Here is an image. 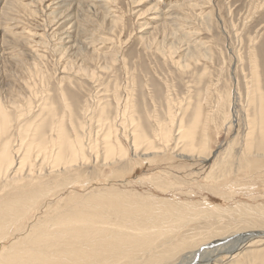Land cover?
Here are the masks:
<instances>
[{"label": "rangeland", "instance_id": "1", "mask_svg": "<svg viewBox=\"0 0 264 264\" xmlns=\"http://www.w3.org/2000/svg\"><path fill=\"white\" fill-rule=\"evenodd\" d=\"M0 28V105L9 118L0 149L8 141L9 155L21 157L23 145L30 148L23 171L39 170L44 193L11 226L0 253L32 225L109 192L173 212L156 226L179 228L178 239L201 235L190 241L195 249L264 231V142L254 124L261 109L264 129V0H0ZM195 119L189 151L176 130ZM59 126L78 152L71 173L46 154L56 151ZM134 133L142 136L138 149ZM34 141L44 142L39 152ZM9 192L3 187L0 198ZM261 239H246L214 264H264ZM183 255L162 264L197 263Z\"/></svg>", "mask_w": 264, "mask_h": 264}, {"label": "bare ground", "instance_id": "2", "mask_svg": "<svg viewBox=\"0 0 264 264\" xmlns=\"http://www.w3.org/2000/svg\"><path fill=\"white\" fill-rule=\"evenodd\" d=\"M0 32H1V30H0ZM195 45H197V44H195ZM188 49H189V47H188ZM192 49H194V48H192ZM185 50L187 51V49H185ZM182 51H183V49H182ZM189 51H191V50H189ZM185 54H186V52H185ZM254 87H255V91H256L257 85L255 84ZM0 101H1V103H2V101L4 103L5 100H0ZM8 103H10V102H7V104ZM47 109L48 108H46V111H47ZM51 112H53V111H51ZM259 113H260V118H257V120H255L254 124L259 126V128H258L259 131L257 130L259 132L258 133L259 135L258 134L257 135L259 136V138L261 140L260 142H264L263 141L264 140V129H263V127H261V125H262V123H261V121H262L261 120L262 119L261 109H259ZM8 120H9V118L7 116V112H6L5 108L0 105V135L2 133H4V130L8 126ZM32 123H33V121H32ZM60 123L61 122H59V124ZM177 123L179 124V122H177ZM9 124H10V121H9ZM180 124H181V122H180ZM190 124L191 125H189V127L184 126L185 127V128H183L184 130L183 129L181 130L179 128L177 129L178 131L176 130V132H179V130H180V132L181 131L184 132L181 134V137L180 136H178V137H179V139H181V138H183L184 140L186 139L185 141H186V145H187L189 151L193 149L192 148L193 147L192 146L193 135L195 134L194 132H195V128L197 125V119H195V121H193V123H190ZM27 125H29V124H27ZM39 125H41V124H39ZM29 127H30V125H29ZM39 127L40 126H38L37 128H39ZM181 127H182V124H181ZM55 128H57V127H55ZM62 128L63 127L59 126L57 129H55V130H57V132H55L57 134V141L55 143L56 148L54 147L56 149V151L55 152L49 151L46 154L51 159V163L54 166V168H57L58 166L61 167V165H63L66 168H68V166H69L72 169V168H74L73 164L75 162V159H76L78 152L75 149V145H73V143L71 141H69L70 139L68 140L65 138L66 135H65L64 130H62ZM186 128H187V130H185ZM27 130H29V129H27ZM32 131H35V130H32ZM169 131H168V133H169ZM172 131H173V129H172ZM39 132H40V130H39ZM105 134H108V133L106 132ZM41 135L43 138L42 133H41ZM164 135H165V133H164ZM172 135H173V133H172ZM36 136H40V135L36 134ZM109 136H110V133H109ZM109 136H107V137H109ZM38 138H40V137H38ZM38 138L36 140H38ZM42 138H40V139H42ZM40 139H39V142L41 141ZM131 139H132L133 144H135V147L138 149L136 144L141 142L142 136L140 134L134 133ZM3 141H4V139H3ZM29 142H31V141H29ZM142 142H143V140H142ZM144 142H145V139H144ZM33 143L35 144L37 142L34 141ZM38 143L35 145L37 148L36 150H38L37 152H39L40 149L42 150L41 145L44 142L42 144H39V145H38ZM109 143H110L109 141L108 142L104 141L105 152L103 154H105L106 159L109 157L111 159V156L112 155L114 156V154H113L114 150ZM181 143H182V140H181ZM250 143H251V141H250ZM252 144H254V143L252 142L251 145ZM2 145H3V147L0 149V189H2L3 187L4 188H10L11 192H9L8 195L11 194L13 196L9 197L11 195H9V196L6 195L5 196L6 199L0 198V244L3 242L4 239H7L8 234H10L12 232L10 230L11 226L12 225L17 226L18 223L22 219L24 220L27 217H29L28 215L32 211L35 210L34 208L37 205H39L40 200L43 197V196L40 197V194L44 195L43 190L38 187V185H40V184L36 183V181H38L37 176L38 175L41 176V174H37V171H39V170H37L36 173H34V171H33V173H31V170H28L27 172L23 171L24 168L27 167L28 164L31 162L30 161V162L26 163V161L28 159L31 160V158H28V157H30L29 156L30 155V148L29 149L24 148V145H23L21 150L24 149V151H25L24 154L23 155L21 154V157L20 156L19 157H16V156L11 157L9 155V152H8V141H5ZM27 145L28 144H26V146ZM254 145H255L254 148H256V150L261 149L259 141L256 142V144H254ZM30 146H31V143H30ZM49 146H50V144H49ZM33 150L34 149H32V152H33ZM251 150H252V147H251ZM16 152L18 153V151L15 150L14 155L16 154ZM196 152H197V150H196ZM22 153H23V151H22ZM42 154L43 153H41L40 156ZM249 154H253L252 151ZM32 155H33V153L31 154V156ZM35 155H37V154L35 153L34 156ZM253 155L256 156V154H253ZM113 156H112V158H113ZM34 161L35 160H33V162ZM41 162H42V160H41ZM25 164H26V166H25ZM65 167H64V169L61 168L60 172H61V170H63V171L67 170ZM75 167H76V165H75ZM45 169H47V168H45ZM50 170L51 169H49V171ZM54 170H56V169H54ZM68 170H70V169L68 168ZM44 171H46V170H44ZM64 173H62V174H64ZM70 173H71V170H70ZM33 174H36V178H34L35 175H33ZM55 174H56V172H55ZM77 175H79V174H77ZM46 177H48V175ZM42 179H43V177H42ZM44 179H45V177H44ZM53 180H54V178H53ZM68 184H70V183H68ZM68 186L69 185H67L66 187H68ZM25 190H27V191H25ZM2 195H4V193ZM51 196H53V195L51 194ZM128 197L123 196V195H118L115 193H110V192L105 193V194H102L101 196H98L95 199H92L93 202L95 203L94 205H90V203L88 202V203L84 204V206H80L81 207V209H79L80 211H77L76 209L74 211L71 210L70 212L65 211L66 213L58 214V215L52 217L51 219H48L46 222H39V223H36L35 225H32L31 227H29L28 231L26 232V235L24 237L22 236L23 238H21L20 240H17L15 243L10 242V244L7 247H4L2 249V251L0 253V264H162L167 260H170V259L172 260V258H174V256L175 257L178 255L181 256L184 253L185 254L182 256L184 259L191 258V259L195 260L197 258L196 264H214L215 258L218 257L219 255H221L222 253H227V254L233 253L234 254L235 252H238L240 250L241 243L244 242L246 239H249V238H252V240L256 239V238L264 239V231H254V232H252V234L257 236V237H250L249 236V237H243L242 238L241 236H237V237H234L232 239V241L229 243L228 240L234 236V235H231L230 237H227L225 239H220V240L214 239V241H212V242L210 241L208 244L206 243V245L202 246V247H205L204 249H201V245L197 246V248L195 249L194 248L195 245L191 246L192 242H190V241L194 242V240H191V239L192 238L195 239V237H197L198 234H197V236L192 237V238H190V237L184 238V237L180 236L181 239H178L179 236L177 237V235H175V234L179 228L176 230V232H174L173 231L174 229L172 230V228L170 229L171 231H169V229L165 230L167 228H165V229L163 228L165 231H163V230L161 231L156 226V223H157L156 221L158 219L159 220L160 219H167L173 215V212L168 211V210L167 211L164 210V212H162L159 209H157L156 206H154L155 203L152 205L151 204L152 202L147 203V202H144L143 200H142V202H139L140 200L137 201L139 198L134 202ZM68 198L70 199V197H68ZM69 199H67V200L69 201ZM152 200H154V199H152ZM73 202H74V200H73ZM66 203H67V201H66ZM68 204L70 205L71 203L69 202ZM42 206L43 205L41 204L40 208ZM168 207H169V205H168ZM43 208H44V206H43ZM210 209H211V207H210ZM192 210H191V212H192ZM201 210H203V209H201ZM213 210H215V209H213ZM219 210H218V212H219ZM87 211H91V212H87ZM195 211L197 212L196 209H195ZM198 211H199V209H198ZM204 211H206L205 208H204ZM215 211H217V208ZM227 212H229V211H227ZM236 212H237V210H236ZM184 213H185V211H184ZM212 213H213V211H212ZM222 213H220V214L222 215ZM229 213L231 214V210ZM240 213H239V215H241ZM194 214H195V212H194ZM214 214L217 215V213H214ZM220 214H218L217 217L221 216ZM175 215H176V213H175ZM179 215H182V214H179ZM198 215H200V214H198ZM243 215L244 214H242V216ZM250 215H252V214L250 213ZM253 215H255V214H253ZM226 216H228V215H226ZM180 218L181 217H179V219ZM183 218L186 219V217H184V216H183ZM188 218H189V216H188ZM211 218H212V215H211ZM207 219L205 218V219H198V220H207ZM163 221H165V220H163ZM168 221H170V219ZM160 222L162 223V221H160ZM160 222H158V223H160ZM188 222H189V220H188ZM170 224H168V226ZM181 224H182V220H181ZM187 224L188 223H186L185 225H187ZM185 225H183V226H185ZM173 226H175V224ZM209 227H211V225ZM181 229L183 230L184 228H181ZM199 229H201L200 231H202V232L208 230V229H206L203 231L202 230L203 227H201ZM14 231H13V234H14ZM184 231L185 230H183L182 232H184ZM187 231H190V230H187ZM187 231H185V233ZM192 231H193V229H192ZM195 231H197V230H195ZM180 232H179V235H181ZM190 232H187V233H189V235L186 233L187 236H191ZM206 232L208 233V231H206ZM218 233H219V231H218ZM204 234H206V233H204ZM192 235H193V233H192ZM195 235H196V233H195ZM12 236H14V235H12ZM182 236H184V234ZM200 236H198V237H200ZM203 236H205V235H203ZM260 236H262V237H260ZM210 238H212V237H210ZM17 239H19V237ZM203 239L206 240L204 237H203ZM196 242H197V240H196ZM259 242H261V241H259ZM253 244H255V243H253ZM188 245L193 247L192 251H188V252L186 251V249H187L186 247H188ZM188 255H189V257H188ZM237 256L238 255L236 254V258H237Z\"/></svg>", "mask_w": 264, "mask_h": 264}]
</instances>
